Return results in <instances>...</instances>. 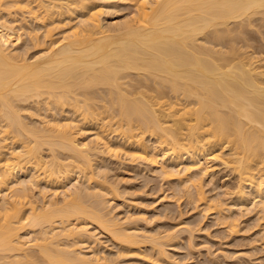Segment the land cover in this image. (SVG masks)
<instances>
[{
  "label": "bare ground",
  "instance_id": "6f19581e",
  "mask_svg": "<svg viewBox=\"0 0 264 264\" xmlns=\"http://www.w3.org/2000/svg\"><path fill=\"white\" fill-rule=\"evenodd\" d=\"M105 1L104 7L113 6ZM126 1L134 11L111 26L105 24L110 11L102 5L99 9L94 0H39L34 6L12 0L20 17L12 6L0 7L5 15L0 16V264H106L85 252L90 245L82 246L85 240L98 241L90 224L118 245L137 246L140 230L108 214L106 186L99 179L89 182L94 172L86 176L93 156L114 152L118 144L113 147L112 133L126 141L119 144H137L143 151L137 156L168 176L211 174L210 163L220 159L238 175L233 205L251 204L264 212V58L254 54L261 45L251 46L253 34L246 37L254 20L264 24V0ZM32 17L41 20L42 37L31 36L34 24L27 23ZM70 22L61 36L54 32ZM20 30L34 47L49 41L50 47L27 58L28 45L19 46L27 37ZM81 124L99 125L94 142L78 137L85 127ZM147 133L154 144H146ZM59 152L68 154L63 162ZM76 169L88 170L82 173L86 188L75 181ZM190 175L184 182L197 179ZM39 181L46 190L48 182L58 181L62 189L53 191L62 201L53 195L35 204L30 190L35 183L41 188ZM26 198L29 212L23 208ZM35 227L43 234L33 236V242L24 235ZM166 235H161L164 240L172 234ZM154 240L159 254L166 253L162 241ZM32 248L42 253V260L34 258Z\"/></svg>",
  "mask_w": 264,
  "mask_h": 264
},
{
  "label": "rangeland",
  "instance_id": "374dc122",
  "mask_svg": "<svg viewBox=\"0 0 264 264\" xmlns=\"http://www.w3.org/2000/svg\"><path fill=\"white\" fill-rule=\"evenodd\" d=\"M3 1L4 0L0 1V7L2 9L4 7L5 10H10L8 6H12V4L10 5L12 0L10 1L8 0L10 2L9 4L7 3L8 2L7 0H6L7 1L6 3L5 1L4 2ZM27 1H29V3L31 4L36 2V5H37L39 0H36V1L27 0ZM94 1H96V5L97 4L100 5L98 6V8L100 7L99 9H101L102 2L103 4L107 2V1L104 2V0H94ZM125 1L126 0H111L110 3L113 4V6H111L110 8L109 7L107 8V6L104 7L102 5V8H107L110 11V12L105 13V14H108V18H109L108 19L109 22L108 21L105 22L107 26L114 25V22H117L118 20L119 21L122 20L125 17V15H127V13H131L134 11V7L133 6L130 7L131 4L129 5V3L126 1L128 3V7H129L128 8L126 5L127 3ZM4 3L7 5V7ZM2 4L3 6H1ZM34 5L35 3L33 4V6ZM115 7L117 8L119 7L117 9L118 11L115 9ZM15 8L17 7L12 6V10L15 11L16 10ZM98 8L96 7L94 10L96 9L99 10ZM2 9L0 11L1 17L2 15H4L2 13ZM129 10L131 11L129 12ZM18 11L17 13L19 12L21 13V11L19 12ZM3 12L6 13L7 11H3ZM36 12L38 13L40 11L37 10ZM14 13L17 14L16 12H13L12 15H14ZM20 13L17 14L18 17H20L19 16L21 15ZM111 13L113 14L112 16H111ZM103 15H101L100 17L104 18L106 16V15L104 16ZM58 16H60V14H58ZM58 16H56L57 19H58ZM32 20L33 21L30 20L27 23V25L29 23L34 24L33 25L34 27L30 25L32 28L29 26V29L30 30L32 29L31 34L37 33L38 35L41 36L42 34L41 32L44 31L43 28L42 30L41 29L39 30V27L42 24L41 20L40 19L35 20V18L33 17H32ZM257 20L259 19H256V21ZM254 21L253 23H255L256 26L257 24L263 23V22H260L261 19L260 21H258V23ZM71 23L72 22H70L69 24L67 23L68 26L66 25L64 26V28L62 27V25L60 26L62 28L57 27L56 30H54V32L56 31L55 33H57L59 31L58 34L59 36H61L60 33L64 29H67L66 27H69ZM58 24L59 23H57V25ZM251 26L249 27L251 28ZM256 26L254 28H251L252 32L248 31L249 27L246 26V28L248 27L247 32H249L250 35L249 33L248 34L246 33L245 29L244 31L247 34L246 37L251 36V34H253V36H251L252 39L253 37H255L254 39L257 40L256 41L253 39V43L251 44V46L254 45L255 42L256 43L254 47H256V45L257 46L261 45V47L258 46L256 47L257 49L255 48L256 50L255 52L257 54L254 53V51L252 50H251V53H254L255 56L259 55V56H262V58H264V39H263L264 38V33H263L264 24L261 25L262 27L260 25L257 26L258 27L257 29H256ZM35 27L38 29H36ZM17 28H20V26L18 25ZM243 28L240 27L241 31L243 30ZM259 28H261L262 30H260ZM35 29L37 30V32L34 31ZM253 29L256 31H254ZM21 30H25V29H21ZM21 30H20V33L22 32ZM257 30H260V31H257ZM261 32L263 33V35ZM259 33L261 34V36H259L260 35ZM22 34H24V36L22 35L23 39L24 37H27V38L24 40H21L20 42L21 45L19 46L20 47L23 46V48L26 49V46L28 45L29 48L27 47L28 49L25 51H28L26 52V55H27V58L29 57V59L35 57L36 54L38 53L40 54L41 49L43 48L46 49L47 47L49 48L50 46L48 45H51V43L49 44L50 42L49 41L46 43L42 42L43 43L41 44L43 45L42 48H40L41 45L37 47L38 46L37 44H35L36 46L34 47L33 46L34 44L30 42L32 41L30 39V36L25 35V31H23ZM33 34L31 36H33ZM59 36L57 35L56 37L55 36L54 37L55 39H57V37L59 38ZM31 38L34 40L36 39L35 36ZM250 49L251 48L249 47V50ZM261 61H259V65ZM261 63H262V66H264L263 61ZM82 125H85V127ZM93 125L90 126L88 124L87 125L81 124L80 126L84 128L81 132H79L80 135L78 134V137L84 139L83 141L85 142H89L90 140L95 141V139H97V136H98L97 134L99 133L98 130L100 128H99V125H95L96 127ZM148 134L149 133L145 134L146 135L145 137L143 135V138L144 140H146L147 142L146 144L150 145L153 143L155 139L153 138V136H150V134L149 135ZM110 137L113 139L111 140L113 143L112 144L113 147L115 146L114 144H118L115 147H119L120 145L122 146H120V148H117L116 151H115L116 148L114 147V152L111 151V153L110 152L108 153V150L106 148L105 149L107 150V152L106 150H104L105 152H102L101 154L100 152H98V156L96 157L93 156L94 162L92 161L93 162L92 163L93 167H91V169L93 168L92 170L89 169V172H87L88 170L80 171V169L79 170L76 169L80 172L76 174L74 173L75 177L77 178L75 181L77 183L80 181L78 185L80 186V188L82 187L83 189V186L86 188V186H88L89 183H87V181H84V180L87 179L86 176H89L90 175L89 173H91V171L92 173L94 172V175H91V177L93 176L92 177L93 180L90 178V176L88 177V179L90 178L89 180H91L89 182L93 183L94 179L96 180L99 179L100 184L103 183L102 188L106 186L105 188H107L108 191L111 189L109 191L111 192V194L109 195H108L109 192L106 193L107 190L105 188L103 190V191H106L105 192V194H107L106 197L110 200L108 203H106L107 206L105 205L107 207L105 208L106 209L105 211L109 209L107 211L108 214L112 216L116 215V217L118 216L119 217L118 219L121 223L124 220H125L124 223L128 220L126 224H124L126 225L125 227H129L132 229L135 228L136 231H138L139 229L140 230L138 231L140 234L139 239H140V242L144 244H141L139 242L137 243V246L136 244H134L135 246L133 244H132L133 246L131 244L118 245V242H116L110 236L108 232L100 230L99 228H96L95 225L90 224L87 227L91 229L92 233L94 231L96 232V233L94 232V234H96L98 241L96 242V244L92 240H89L87 243L85 240L84 245L82 243V246L90 245L89 247L87 246L88 248L84 247L85 252L88 253V255L89 254L90 256H92V254L93 256L99 255L100 258L102 257L101 262L106 263V264L107 263L109 264H264V214H263L264 212L261 211L260 213L258 207H256L257 208L256 210V208L253 207L254 205H251V204L248 206L246 205L240 206L234 203L233 205L232 202H234L235 200L233 196L234 195L233 191L237 190L236 187L238 185L237 183L238 175L237 174L235 175L232 172V167L230 170V166H227L226 164L221 162L220 159L213 160L212 158H210L211 160H213L212 163H210L212 165L211 170H213V172H211V174L203 173L204 176L198 174L200 178L199 176L193 174V177L197 179L195 181L190 180L189 183H186L184 182L186 180V179L184 180V178L187 177V174H184L185 176L183 175V173L176 174L177 176L175 174L174 175L172 174L171 176L170 174L169 176L168 174L165 175L161 173L160 169L156 168L157 166H152L148 164L146 160H143L144 159L143 157L140 159V157L137 156V155L140 156L141 154L139 153L143 152L140 148H138L137 144L134 143L135 144L134 147L133 145H131L132 143L130 144L129 142H127L126 145L125 144L123 145L122 142H126V141H123L124 139L122 140L123 137L117 138L114 133H112ZM121 140L122 142L119 144L118 141H121ZM9 141H10V145L12 146L13 144L11 143V139L7 140V142ZM101 145L102 144H99V147ZM128 147H129V150L127 149ZM103 149L101 146V150ZM44 150H46L44 151V154L47 156V157L44 156L46 157L45 161L48 162L50 161L51 154L48 148ZM47 150L49 151V153ZM136 150L138 151L136 152ZM131 151L133 152V154L134 153L135 154L132 155V153H130ZM59 153H60L58 154L60 157L59 159L61 158L64 159L68 156V154L66 155V152H64L65 154L63 152L62 153L59 152ZM102 154H104L105 156ZM63 159H61L62 162H63ZM98 160L100 161L97 162ZM101 160L104 162H101ZM48 164H50V162H48ZM159 164H161V162ZM39 170L41 172L43 171V169L42 170L39 169ZM39 170H38V173H40ZM85 172H87L86 176L83 175L85 174ZM79 173L81 177L79 176ZM189 175L190 174H188L187 178H189ZM78 177H80L82 180L80 178L78 179ZM190 177L191 179L193 178L191 175ZM201 180L203 184L201 183ZM179 181L180 182L182 181V182L180 183ZM39 183L41 184V188H39L40 187L39 184L35 183L33 184L34 186L32 185L31 190H30L31 198L34 199L35 202L37 201L35 204H38V205L43 204L44 201L42 198H44L45 200V197L48 198L47 201L53 197L54 198L56 197L58 200L59 198L60 200L63 198V196H61L60 194L56 195V192H57L56 190L62 189L60 185L58 186L59 184L58 181L57 183L55 181L56 185L54 184V181L48 182L49 190L51 188L50 191H48V188L47 190L45 189L46 188L45 184L44 186L42 184L43 181L42 182L39 181ZM193 183L196 186H198V183H201L202 186L199 184V186L196 188ZM93 184H96V182ZM182 184L183 186L185 185L184 186L185 188L182 186ZM192 185L194 186L192 187ZM99 187L101 188V185ZM85 188H84V191L86 190ZM180 188H182V190ZM40 189L41 190L44 189V190L40 191ZM53 189H56V190L53 191ZM52 191L53 193L55 192V194H53ZM202 191L204 193H202ZM112 193L114 196L112 195ZM201 194L203 198H201L202 197ZM50 196H53V197H50ZM24 200L26 202H24L23 200L22 201L23 203H26V205H24L25 207L23 208L24 210H26L30 203L28 202V205H27V198ZM108 204H109V207L110 205L112 206L111 209L108 207ZM215 205L218 207H216ZM112 208L114 210H112ZM24 210L22 211L23 213H25ZM222 214H224L225 219L222 217L223 216ZM24 215H26V213ZM225 216H227V218ZM127 223L129 226L127 225ZM120 227H123V225H120ZM35 228L36 229L33 228L34 230L29 229V231H27L29 232V234L32 231L31 235L29 234L28 236L24 235L27 238L29 237L30 240L32 239L33 242H35L36 237L38 238L41 234H43L41 232V234L39 235L40 228L38 227L39 230L37 227ZM33 231L35 232L33 233ZM169 233H171L172 235L167 236ZM158 234L160 238L157 237ZM160 234L163 236L167 234L166 235L167 237H165V240ZM153 235L156 236V238ZM33 236L34 237L36 236V237L33 238ZM144 236L146 237L144 238ZM151 236L154 237L152 238L153 240L159 239V241L160 240L162 241L164 250L166 249L165 251L166 253H164L163 251L160 254H165L164 256L159 254L158 252L159 246L156 245L155 240L154 242L157 247L154 245V248H152L153 245H150L154 243L151 239ZM166 238L168 240H166ZM172 238L174 239L173 241H172ZM145 239L146 240L150 239L151 242L144 241ZM162 244L160 245V247L162 246ZM164 244H167V245L165 246ZM138 245L141 247L139 248ZM91 246H92V249H91ZM84 248H83V251H84ZM30 251H32L31 253H34L35 255L34 258L37 257L38 260L43 259V258L39 259V256H40L39 254L41 252L39 253L34 248H32ZM104 258H106L107 261Z\"/></svg>",
  "mask_w": 264,
  "mask_h": 264
}]
</instances>
